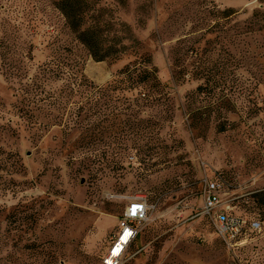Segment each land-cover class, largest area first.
Instances as JSON below:
<instances>
[{
  "label": "rangeland",
  "instance_id": "374dc122",
  "mask_svg": "<svg viewBox=\"0 0 264 264\" xmlns=\"http://www.w3.org/2000/svg\"><path fill=\"white\" fill-rule=\"evenodd\" d=\"M53 1L0 0V264H102L136 195L122 264H264V0H88L84 25L126 49L101 61ZM144 57L150 99L99 95ZM206 178L259 220L242 245L203 213Z\"/></svg>",
  "mask_w": 264,
  "mask_h": 264
},
{
  "label": "trees",
  "instance_id": "16d2710c",
  "mask_svg": "<svg viewBox=\"0 0 264 264\" xmlns=\"http://www.w3.org/2000/svg\"><path fill=\"white\" fill-rule=\"evenodd\" d=\"M53 2L55 7L64 16L70 30L75 34L77 40L84 45V47L87 49L94 60L101 61L107 58H118L119 55L125 52V46L117 47L116 45H110L105 47L103 45L99 27L94 25H84L85 14L89 6L88 0H54ZM220 12L224 15H229L231 13V9L222 10ZM156 73V66L151 65L149 57H144L141 61L127 63L122 68H120L116 74L118 78L113 81L112 84H109L103 88H98V93L99 95H104L103 92L108 91V89L110 91L117 92V94H123L124 92H133L136 90L137 97L143 95L147 99H150L151 91L149 86L147 85L149 84L150 86H152L158 84ZM22 81L25 82V85L30 87H34L35 85V83L33 82V77H24ZM37 87L38 86L35 85V88ZM201 89L202 85H199L197 90L200 91ZM136 100L137 99H134L133 102ZM82 107H78L77 109H82ZM26 114L32 116L33 112L29 109H18L19 116H27ZM116 116L117 114H115L113 118L116 119ZM220 130H224V127H221ZM257 196L261 197L262 199L260 207L261 214L264 218V192L258 194ZM229 207L231 214L237 216H246L241 214H234L232 211V207L230 205Z\"/></svg>",
  "mask_w": 264,
  "mask_h": 264
},
{
  "label": "built area",
  "instance_id": "2783aa9c",
  "mask_svg": "<svg viewBox=\"0 0 264 264\" xmlns=\"http://www.w3.org/2000/svg\"><path fill=\"white\" fill-rule=\"evenodd\" d=\"M220 187L221 183L217 178L204 179L202 211L213 220L217 236L228 247L233 248L246 242L249 231L259 232L261 225L257 219L231 214L229 204L223 202L218 194ZM147 211L148 204L143 196L129 198L118 221L116 234L102 257V264H122L128 247L137 237L139 225L146 219Z\"/></svg>",
  "mask_w": 264,
  "mask_h": 264
},
{
  "label": "bare ground",
  "instance_id": "6f19581e",
  "mask_svg": "<svg viewBox=\"0 0 264 264\" xmlns=\"http://www.w3.org/2000/svg\"><path fill=\"white\" fill-rule=\"evenodd\" d=\"M118 247V246H117Z\"/></svg>",
  "mask_w": 264,
  "mask_h": 264
}]
</instances>
